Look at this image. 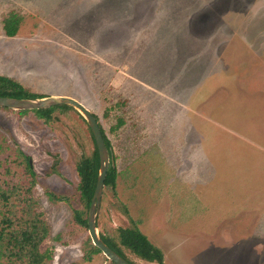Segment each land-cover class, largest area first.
<instances>
[{"label":"rangeland","instance_id":"1","mask_svg":"<svg viewBox=\"0 0 264 264\" xmlns=\"http://www.w3.org/2000/svg\"><path fill=\"white\" fill-rule=\"evenodd\" d=\"M10 12L22 23L13 38L0 23V76L77 100L111 144L98 235L130 218L163 264H264V0H0ZM53 116L0 109V187L30 186L22 152L50 264H110L84 261L72 215L91 133L76 110Z\"/></svg>","mask_w":264,"mask_h":264},{"label":"trees","instance_id":"2","mask_svg":"<svg viewBox=\"0 0 264 264\" xmlns=\"http://www.w3.org/2000/svg\"><path fill=\"white\" fill-rule=\"evenodd\" d=\"M21 23V16L13 12L7 13L2 19L5 36L7 38L15 37ZM0 97L28 100L43 98V96L32 93L14 80L4 76H0ZM67 111L75 112L73 108L61 105L37 111H18V113L32 112L38 119L48 124L53 121L54 113H65ZM93 117L101 130L102 138L110 157L104 189L115 192L118 173L114 164L111 144L105 137L96 116L93 115ZM122 124V120H118L115 127L118 128ZM91 138L94 145L91 155L82 158L76 165V174L79 179L77 191L82 210H72L74 221L80 227L86 229L87 210L94 193L99 172V158L92 134ZM19 156L23 159L25 170L32 178V182L26 189L12 186L4 191L0 187V264H50L52 253L48 250L42 251L44 241L50 236V229L43 218V214L37 210V202L31 194L35 173L29 157L24 156L22 152H19ZM17 193L22 194L20 196ZM46 196L49 201L54 203L66 201L65 198L55 197L49 193ZM125 214L128 217V213L125 212ZM99 237L107 247L129 264L133 263L128 260L125 253H129L132 257L145 263L163 264L162 251L148 241L146 236L138 229L137 223L130 218H128V226L118 229L115 236L105 237L99 235ZM100 253L88 241L85 245L84 261L90 262L92 255Z\"/></svg>","mask_w":264,"mask_h":264},{"label":"water","instance_id":"3","mask_svg":"<svg viewBox=\"0 0 264 264\" xmlns=\"http://www.w3.org/2000/svg\"><path fill=\"white\" fill-rule=\"evenodd\" d=\"M69 106L76 110L86 121L94 139L99 158V172L87 212V231L92 245L113 264H129L122 257L107 247L100 239L96 228V217L104 191V181L110 163L109 152L104 144L101 130L91 112L80 102L70 97H43L40 99H13L0 97V109L13 111H37L54 106Z\"/></svg>","mask_w":264,"mask_h":264},{"label":"crops","instance_id":"4","mask_svg":"<svg viewBox=\"0 0 264 264\" xmlns=\"http://www.w3.org/2000/svg\"><path fill=\"white\" fill-rule=\"evenodd\" d=\"M2 19H3V18H2ZM0 23H1V29H2V31H3L2 20L0 21Z\"/></svg>","mask_w":264,"mask_h":264}]
</instances>
